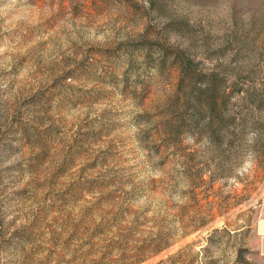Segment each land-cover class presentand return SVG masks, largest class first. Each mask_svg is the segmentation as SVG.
Returning <instances> with one entry per match:
<instances>
[{"label":"rangeland","instance_id":"rangeland-1","mask_svg":"<svg viewBox=\"0 0 264 264\" xmlns=\"http://www.w3.org/2000/svg\"><path fill=\"white\" fill-rule=\"evenodd\" d=\"M0 264H264V0H0Z\"/></svg>","mask_w":264,"mask_h":264},{"label":"trees","instance_id":"trees-1","mask_svg":"<svg viewBox=\"0 0 264 264\" xmlns=\"http://www.w3.org/2000/svg\"><path fill=\"white\" fill-rule=\"evenodd\" d=\"M201 91V93H205L206 92V90H200Z\"/></svg>","mask_w":264,"mask_h":264}]
</instances>
